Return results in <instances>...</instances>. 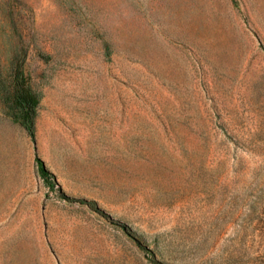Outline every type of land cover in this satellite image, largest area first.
Returning <instances> with one entry per match:
<instances>
[{
	"label": "rangeland",
	"instance_id": "rangeland-1",
	"mask_svg": "<svg viewBox=\"0 0 264 264\" xmlns=\"http://www.w3.org/2000/svg\"><path fill=\"white\" fill-rule=\"evenodd\" d=\"M0 264H264V0H0Z\"/></svg>",
	"mask_w": 264,
	"mask_h": 264
},
{
	"label": "trees",
	"instance_id": "trees-1",
	"mask_svg": "<svg viewBox=\"0 0 264 264\" xmlns=\"http://www.w3.org/2000/svg\"><path fill=\"white\" fill-rule=\"evenodd\" d=\"M13 104L17 110L21 112L20 118L13 119L14 122L19 123L28 133L34 142V124L36 118V109L39 99L31 90L25 86L23 81L16 76L14 81V97ZM38 175L47 184L51 179L50 172L45 168L44 163L36 157L35 159Z\"/></svg>",
	"mask_w": 264,
	"mask_h": 264
},
{
	"label": "crops",
	"instance_id": "crops-1",
	"mask_svg": "<svg viewBox=\"0 0 264 264\" xmlns=\"http://www.w3.org/2000/svg\"><path fill=\"white\" fill-rule=\"evenodd\" d=\"M14 122V121H13ZM14 123H16V122H14ZM16 124H18V125H20L19 123H16ZM21 126V125H20ZM22 127V126H21ZM23 128V127H22ZM24 129V128H23ZM25 130V129H24ZM26 131V130H25ZM26 133H27V131H26ZM27 135H28V133H27ZM29 136V135H28ZM29 138H30V136H29ZM31 139V138H30ZM31 141H32V139H31ZM38 158V157H37ZM35 159H36V157H35ZM35 159H34V162H35ZM40 159V158H39ZM41 160V159H40ZM35 168H36V174H37V176L40 178V176L38 175V170H37V165H36V162H35ZM46 168V167H45ZM47 169V168H46ZM48 170V169H47ZM49 171V170H48ZM23 191V185H22V182H19V184H18V188H17V186H15V189H14V192H15V195L17 194V192H18V194L19 193H21Z\"/></svg>",
	"mask_w": 264,
	"mask_h": 264
}]
</instances>
